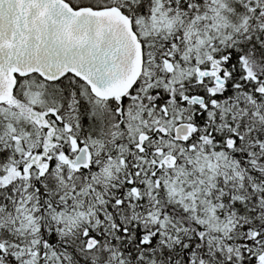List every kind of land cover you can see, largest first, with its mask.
<instances>
[{
	"label": "snow or ice",
	"instance_id": "6c2138e0",
	"mask_svg": "<svg viewBox=\"0 0 264 264\" xmlns=\"http://www.w3.org/2000/svg\"><path fill=\"white\" fill-rule=\"evenodd\" d=\"M0 264H264V0H0Z\"/></svg>",
	"mask_w": 264,
	"mask_h": 264
}]
</instances>
